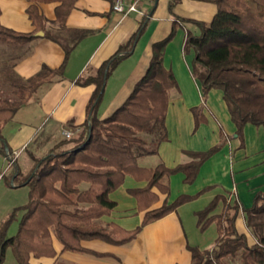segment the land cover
<instances>
[{"label": "trees", "instance_id": "1", "mask_svg": "<svg viewBox=\"0 0 264 264\" xmlns=\"http://www.w3.org/2000/svg\"><path fill=\"white\" fill-rule=\"evenodd\" d=\"M179 0H169L174 16L173 28L165 37L152 43V56L144 75L134 84L125 100L109 115L99 116L107 77L125 57L132 54L137 39L145 28L144 14L138 29L120 43L117 50L105 59L92 74L76 78L79 84L94 83L95 88L87 104V120L70 137L61 135L49 150L36 157L34 166L23 173L14 159L8 183L29 186L28 201L15 206L0 223V264L8 247L12 248L19 264H33L34 256H54L57 251L53 240L62 243L63 250L89 251L83 239L100 238L121 244L137 236L143 226L178 206L196 199L217 184L206 185L194 194L181 193L173 201L164 199L154 205L160 193H169V177L183 172L185 182H193L203 162L218 151L227 139L206 149H184L190 160L173 165L159 162L145 167L138 164L142 155L156 152L161 142L168 139L166 126L170 91L177 86L173 70L163 61L168 41L174 36L180 21L188 20L199 26V32L187 29L184 48L194 51L193 72L201 78L204 100L212 88L223 93L231 119L236 125L235 134L244 144V126L251 122L264 124V0H208L216 3L217 10L210 22L175 14ZM40 2H57L53 25L41 11ZM76 0H30L26 10L35 28L19 31L6 26L0 19V40L12 43L33 39L37 31L58 43L65 50L63 62L56 67L43 64L33 75L24 78L12 74L2 76L11 81L14 96H5L0 87V153L8 155L2 128L16 112L29 103L45 84L63 77L70 52L83 32L67 37L61 29L75 6ZM1 16V6H0ZM59 28V29H58ZM1 86V85H0ZM3 87V86H2ZM195 128L205 118L203 108L192 107ZM131 174L145 179L141 186L128 187L137 199V208L144 211L142 220L127 228L114 220H103L118 202L111 196ZM218 192L195 210L197 225L201 230L212 223L217 235L211 247L189 245L192 252L190 264H264V191L255 194L251 206L245 207L235 197ZM243 212L253 236L240 232L236 221ZM17 230L9 234L14 222ZM178 264V263H177Z\"/></svg>", "mask_w": 264, "mask_h": 264}, {"label": "crops", "instance_id": "2", "mask_svg": "<svg viewBox=\"0 0 264 264\" xmlns=\"http://www.w3.org/2000/svg\"><path fill=\"white\" fill-rule=\"evenodd\" d=\"M144 1L145 4L140 5V0H124L126 7L135 2L140 10L121 12L114 9L115 0H76L67 17L66 27L61 31L67 37L76 36L79 32L84 35L69 54L64 76L39 88L29 103L19 108L13 119L2 128L10 153L15 155L23 173L32 169L35 158L44 155L45 149L51 146L54 139L64 135L65 130L80 129L83 126L95 84H79L76 78L92 74L96 67L117 50L120 43L138 29L143 15L147 14L145 28L132 54L122 59L107 77L104 96L117 76L115 70L125 60L133 61L134 68L128 76L130 80L123 84V89L120 85L114 91L111 101H117L115 106L111 104V107L103 110L99 107V116L105 117L118 107L144 75L151 60L152 43L169 34L175 19L169 9V0ZM29 3L30 0H0L1 22L19 31L33 30L35 25L26 10ZM56 4L39 3L50 27H57L52 23ZM216 10V3L208 0H179L174 6L176 15L206 22L212 20ZM179 22L163 55L164 64L173 70L178 83L170 91L166 116L168 139L159 144L156 152L140 156L138 164L151 167L159 162L173 165L190 160L191 156L184 149H206L218 143L222 138L221 133H224L226 141L203 162L196 179L185 182L183 172L171 174L169 193H160L154 205L161 204L166 198L173 201L181 193L194 194L206 185H217L161 218L145 224L130 241L115 244L100 238L83 239L82 244L90 250L72 251L63 250L62 243L54 237L53 244L57 253L54 256L31 255L30 261L33 264H190L192 252L189 245L200 246L203 241H199L196 236L191 240L181 211L185 210L196 235V230L200 228L197 225L196 209H190V204L202 200L208 202L216 193L224 191L228 197L235 196L243 206L248 207L252 205L255 194L264 191V124L246 123L244 144L239 146L240 139L235 134L236 125L231 119L222 91L212 88L204 100L201 83L193 72V57L190 59L188 55L195 53L193 50L185 51L187 29L199 32V26L188 20ZM2 53L4 57L0 58V73L6 76L7 68L12 64V74L24 78L33 75L43 64L59 66L65 58L63 46L45 33L36 34L28 41L6 45ZM197 105L203 108L205 118L195 128L192 107ZM23 153L26 157L21 161L19 157ZM12 163L8 162V156L0 153V223L15 206L28 201L27 184L17 185L14 178L11 184L8 183ZM145 183V179L127 174L123 184L111 193L118 202L117 206L111 213L103 215L102 219L117 221L127 228L139 224L144 211L138 210L137 199L128 192V187ZM236 225L240 232H246L251 240L254 239L243 212L239 213ZM1 264L19 263L17 260H7L5 254Z\"/></svg>", "mask_w": 264, "mask_h": 264}, {"label": "rangeland", "instance_id": "3", "mask_svg": "<svg viewBox=\"0 0 264 264\" xmlns=\"http://www.w3.org/2000/svg\"><path fill=\"white\" fill-rule=\"evenodd\" d=\"M144 4H145V1L144 0H140V5H144ZM11 43L12 42L7 41V40H0V58L4 57V53H2V50L4 49V47H6V45H9ZM188 55H189L190 59H191V57H194V54L192 52L189 53ZM132 64H133L132 60H127V61L125 60V61L121 62V66L118 67L115 70L114 74L117 75V76L114 78V80H112L113 82L109 85V89H107L106 92H105V96H104V98H103V100H102V102L100 104L102 110L106 109L111 104L113 106H115V104H117V101H116V103H114V101L112 103L111 98L114 96V91L120 85H121V88H122V87H124L123 84L129 82L130 79H128V76L131 74V72L133 71V68H134ZM9 65L11 67H8V68H11V70L14 71V69L12 67V64H9ZM194 75L196 76L197 79H199V83H201L200 82L201 81V79H200L201 77L198 74H194ZM2 76H3V74L0 73V85H1L0 87L2 88V94L5 95V96H10V97L14 96V94L12 93V90H11V88H12V85H10L11 81L9 79H5ZM122 89H121V91H122ZM112 108H115V107H112ZM102 110H101V113H102ZM55 141H56V139H54L53 143H51L50 145L52 146V144H54ZM48 150H49V148H46L44 152H47ZM25 157H26V154L23 153L19 157V160L22 161V160H24ZM9 161L10 160L8 158V162ZM206 203H207V201H205V200L195 202L193 204H190L191 205L190 209L202 208ZM181 212H182V214H183V216L185 218V222H186V225H187V231H188L189 235L192 237L191 240H194L196 237H198L199 241H203L200 244V246H202V247H210V246H212L214 244V242H215V238H216V235H217L215 223H212L207 229H205V231H203L201 229L200 230L199 229L196 230V235H194V232H195L194 228L192 226L191 221L189 219L187 220V217H186L187 215H186L185 210H183ZM17 227H18V222L16 221V222L13 223L12 228L9 230V234H13L17 230ZM6 257H7V260L12 259V260L16 261L15 255H14L11 247H8L7 252H6Z\"/></svg>", "mask_w": 264, "mask_h": 264}, {"label": "built area", "instance_id": "4", "mask_svg": "<svg viewBox=\"0 0 264 264\" xmlns=\"http://www.w3.org/2000/svg\"><path fill=\"white\" fill-rule=\"evenodd\" d=\"M114 9H116L117 11H121V12H128V11H131V10H140L137 7V5H136L135 2L129 4V6L126 7L124 0H115ZM63 134L65 136H67V137H70L71 135L74 134V130L73 129H67V130L64 131ZM7 156L9 158L10 162H13L14 161L15 155L11 154L8 151V155Z\"/></svg>", "mask_w": 264, "mask_h": 264}, {"label": "water", "instance_id": "5", "mask_svg": "<svg viewBox=\"0 0 264 264\" xmlns=\"http://www.w3.org/2000/svg\"><path fill=\"white\" fill-rule=\"evenodd\" d=\"M36 34H44V31L40 30V31H37Z\"/></svg>", "mask_w": 264, "mask_h": 264}]
</instances>
